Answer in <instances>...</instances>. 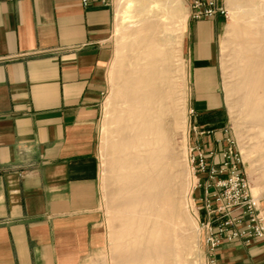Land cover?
I'll return each mask as SVG.
<instances>
[{"label":"crops","instance_id":"obj_1","mask_svg":"<svg viewBox=\"0 0 264 264\" xmlns=\"http://www.w3.org/2000/svg\"><path fill=\"white\" fill-rule=\"evenodd\" d=\"M222 21L191 19L185 49L188 142L213 151L212 165L222 160L224 129L234 135L222 94ZM114 22L113 5L0 0V264H91L88 251L101 247L98 135ZM256 68L244 98L264 92V57ZM194 125L214 132L197 136ZM242 158L251 186L264 185ZM206 179L197 175L198 203ZM207 264H264V241H224Z\"/></svg>","mask_w":264,"mask_h":264},{"label":"rangeland","instance_id":"obj_2","mask_svg":"<svg viewBox=\"0 0 264 264\" xmlns=\"http://www.w3.org/2000/svg\"><path fill=\"white\" fill-rule=\"evenodd\" d=\"M125 1L112 0V5L115 8V22L110 37L113 57L108 68L107 92L101 105L98 135L102 242L97 251H88L87 258H92L91 264H123L124 262L119 257L122 252L148 235V225L144 221L130 219V215L127 214L126 216L125 213L127 212L123 211L121 207L118 206L117 208L113 205V201L123 199L128 195L127 192L131 185L123 180H115V177L112 179L110 176H118L126 171L120 169L109 171V173L106 170L107 143L127 140L125 134L118 132L121 124L114 119L118 110H122L124 107V97L117 95V90L120 88L117 73L126 68L125 65L129 58L135 55L131 44L135 39L132 34L134 26L121 21L122 7ZM175 1L179 5V11L172 26L174 38L169 44L162 47L166 48L170 54L169 68L171 74L169 83L163 85V88L168 85L164 88L167 94V104L156 106V109L161 112L159 147L162 151L167 148L170 149L174 155L172 174L175 179L173 183H177V185L175 184L177 187L187 185L188 188L186 193L181 191L178 194L183 222L181 229L174 233L178 243L177 248L182 257V264H207L208 253L204 230L201 225L204 217V214L203 216L201 214L204 213L203 203L201 198V203H198L193 194L199 173L194 170L188 142L190 108L186 104L187 66L185 49L186 35L191 19L187 1ZM237 2L245 7H264V0H226L229 13L227 17H223L220 37L222 94L232 120L238 149L241 151L246 165L252 168L250 175L264 178V107L259 105L264 101V92L258 89L246 95L245 98L241 94L248 75H252L257 69L258 59L264 57V15H260L257 19L249 22H245L248 19L247 16H239L234 20L231 17V12ZM246 27L249 28V31L245 35L246 39L242 40L245 37L240 38L241 31ZM160 87L162 88V85ZM223 115L225 116L223 119H227L226 111L223 112ZM107 139L110 141L108 142ZM141 149L142 151L145 150L144 147ZM130 150L127 149V151ZM114 154L115 152H113V156L117 155V153ZM252 192L257 197L263 196L264 185L252 184ZM191 219L196 220V225L192 224ZM181 241L184 242L181 243ZM184 243L185 245H183Z\"/></svg>","mask_w":264,"mask_h":264},{"label":"bare ground","instance_id":"obj_3","mask_svg":"<svg viewBox=\"0 0 264 264\" xmlns=\"http://www.w3.org/2000/svg\"><path fill=\"white\" fill-rule=\"evenodd\" d=\"M178 11L175 0H126L122 7L121 21L134 26L135 39L131 44L135 55L117 73V95L124 97V107L114 119L121 124L118 132L125 134L127 140L107 143L106 170H125L121 175L109 176L131 185L128 195L113 201V205L121 207L130 219L148 225V235L120 254L123 264H182L174 233L183 222L178 194L186 193L188 188L173 183L175 158L170 149L162 151L159 147L161 112L156 109L157 105L167 104L164 88L168 85H163L170 81V54L162 47L174 38L172 26ZM260 15H264V7H245L239 2L231 12L234 20L247 16L245 22ZM248 31V27L243 28L240 38ZM113 152L117 155L113 156ZM191 222L196 225L195 219Z\"/></svg>","mask_w":264,"mask_h":264},{"label":"built area","instance_id":"obj_4","mask_svg":"<svg viewBox=\"0 0 264 264\" xmlns=\"http://www.w3.org/2000/svg\"><path fill=\"white\" fill-rule=\"evenodd\" d=\"M82 5H112V0H80ZM192 20L228 16L226 0H186ZM191 113L194 111L191 110ZM197 136L209 135L214 129L192 127ZM226 145L219 164L212 165L209 155L197 146L190 148L191 161L197 173H206L201 196L204 217L201 221L208 254H213L224 241L250 244L264 241V211L259 197L252 192L251 181L243 169L242 153L234 135L225 128Z\"/></svg>","mask_w":264,"mask_h":264}]
</instances>
